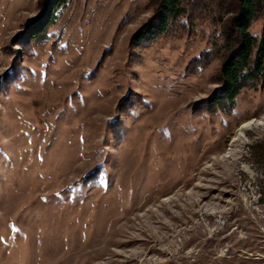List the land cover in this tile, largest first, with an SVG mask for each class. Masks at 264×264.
I'll list each match as a JSON object with an SVG mask.
<instances>
[{
  "label": "rangeland",
  "instance_id": "rangeland-1",
  "mask_svg": "<svg viewBox=\"0 0 264 264\" xmlns=\"http://www.w3.org/2000/svg\"><path fill=\"white\" fill-rule=\"evenodd\" d=\"M43 1L0 0V264H264V88L199 113L205 26L143 49L149 0H69L35 41Z\"/></svg>",
  "mask_w": 264,
  "mask_h": 264
},
{
  "label": "trees",
  "instance_id": "trees-1",
  "mask_svg": "<svg viewBox=\"0 0 264 264\" xmlns=\"http://www.w3.org/2000/svg\"><path fill=\"white\" fill-rule=\"evenodd\" d=\"M68 1H43L48 20L33 36L35 41L43 38L41 33L50 25L51 15ZM146 7L153 14L133 37L135 46L143 49L170 37L196 35L198 24L209 29L206 40L211 47L195 57L188 69L193 66L194 72L200 73L216 58L222 65L215 78L218 87L202 101L206 108L201 107L199 113L231 114L245 89L264 88V0H149ZM259 22L262 30L255 33L253 25ZM251 151L264 161V141L252 146ZM261 190L264 196V180Z\"/></svg>",
  "mask_w": 264,
  "mask_h": 264
}]
</instances>
